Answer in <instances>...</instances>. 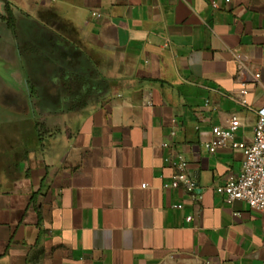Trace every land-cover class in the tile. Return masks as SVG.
<instances>
[{"label": "crops", "instance_id": "1", "mask_svg": "<svg viewBox=\"0 0 264 264\" xmlns=\"http://www.w3.org/2000/svg\"><path fill=\"white\" fill-rule=\"evenodd\" d=\"M263 102L264 0H0V264H264L216 192L242 152L208 150Z\"/></svg>", "mask_w": 264, "mask_h": 264}, {"label": "built area", "instance_id": "2", "mask_svg": "<svg viewBox=\"0 0 264 264\" xmlns=\"http://www.w3.org/2000/svg\"><path fill=\"white\" fill-rule=\"evenodd\" d=\"M233 1L224 0L226 4ZM212 8L216 9L217 6L212 3ZM235 59L242 69L241 57L235 55ZM258 77V74L254 75L255 79ZM242 94H246L244 88ZM238 126V121L232 118L225 129L214 127L211 130L215 142L208 149L210 153L217 147L228 146L233 149H240L243 156L239 173L236 176L229 177L223 185L216 188V192L223 197V202L227 205L239 201L245 203L253 211L264 212V102L256 110V121L250 144L245 145L234 142L233 133ZM164 161L170 163L176 172L170 176L169 182L162 184V189H181L185 193L194 195L196 185L194 180L186 173L187 163L180 156H176L171 161L169 159ZM144 187L145 185H141V188ZM172 208L180 210L182 205L174 204ZM190 220V216L185 218L186 222ZM206 264H209V262H206Z\"/></svg>", "mask_w": 264, "mask_h": 264}, {"label": "trees", "instance_id": "3", "mask_svg": "<svg viewBox=\"0 0 264 264\" xmlns=\"http://www.w3.org/2000/svg\"><path fill=\"white\" fill-rule=\"evenodd\" d=\"M9 20L11 21L10 22V27H12L11 25H12V17H11V15H9Z\"/></svg>", "mask_w": 264, "mask_h": 264}]
</instances>
